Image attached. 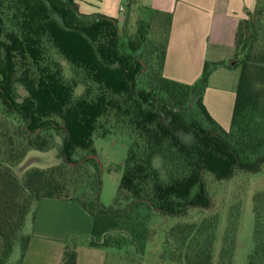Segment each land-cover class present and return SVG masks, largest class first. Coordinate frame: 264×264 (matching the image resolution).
Here are the masks:
<instances>
[{
    "label": "trees",
    "instance_id": "trees-1",
    "mask_svg": "<svg viewBox=\"0 0 264 264\" xmlns=\"http://www.w3.org/2000/svg\"><path fill=\"white\" fill-rule=\"evenodd\" d=\"M138 1L128 0V6ZM255 11L236 33L237 54L244 57L231 127L225 130L203 102L218 64L206 63L191 85L163 75L167 17L162 16L165 42L153 60L140 52L144 35L124 44L117 19L83 14L77 0H0V264H13L16 250V264H23L44 198L77 201L92 215L91 247H134L140 253L155 235L148 226L151 214L183 219L190 210L212 208L205 174L227 181L240 172L260 173L264 51L252 53L258 40ZM157 68L152 84L143 87ZM191 97L197 98L194 113ZM112 130L127 131L131 143L117 198L104 207L100 162L92 156L95 137ZM58 147L61 165L25 166L30 152ZM214 226L179 221L169 232L178 244L176 255H185L188 264H211L212 249L203 239ZM231 240H225L221 264H232ZM61 264H77L76 252L68 250Z\"/></svg>",
    "mask_w": 264,
    "mask_h": 264
},
{
    "label": "crops",
    "instance_id": "crops-1",
    "mask_svg": "<svg viewBox=\"0 0 264 264\" xmlns=\"http://www.w3.org/2000/svg\"><path fill=\"white\" fill-rule=\"evenodd\" d=\"M126 1V6L123 2ZM264 0H139L168 18L163 75L170 80L194 84L205 64L214 67L203 102L225 130L232 123L239 72L224 65L236 55V33L242 20ZM80 12L102 14L120 22L128 12V0H77ZM135 5V6H137ZM92 215L77 201L42 199L30 232L23 264H61L68 250L77 254V264H106L109 250L90 246Z\"/></svg>",
    "mask_w": 264,
    "mask_h": 264
},
{
    "label": "rangeland",
    "instance_id": "rangeland-1",
    "mask_svg": "<svg viewBox=\"0 0 264 264\" xmlns=\"http://www.w3.org/2000/svg\"><path fill=\"white\" fill-rule=\"evenodd\" d=\"M123 5L126 6V1ZM255 15L258 40L252 53L258 55L264 51V1L257 7ZM165 24L166 20L162 16L141 4L131 7L128 12H121L119 28L124 44H127L129 39L138 40L144 35L145 42L140 52L144 53L147 59L155 60L156 50L165 42ZM243 57L244 55L237 54L236 50V55L231 58L233 60L224 62V65H232L239 72L238 65ZM64 66L65 75L70 78L72 76L70 67L66 64ZM148 70L146 66V72ZM157 74L158 68L147 74L142 86H150ZM82 91L83 88H79L77 94H81ZM20 92L24 95L22 89ZM262 99L264 103V96ZM196 102L197 98L191 97L188 103V108L193 113ZM181 137L187 142L193 140L190 134H181ZM58 143L61 145L60 139ZM130 143L127 131L123 130H112L104 137L100 134L95 137L94 156L100 162L102 179L100 203L104 207L112 206L117 198ZM62 161L58 147L44 153L32 151L24 163L29 169H49L61 165ZM22 175L20 173V176ZM205 181L213 199L210 210L193 209L183 219L151 214L148 226L153 229L155 235L149 240L145 251L138 253L134 247L120 251L108 249L106 264H188L185 255L182 257L176 255L178 244L169 232L179 221L200 223L204 220L214 222L215 225L212 232L210 231L211 234L203 239L212 249L211 264H221V253L224 251L226 238L234 241L232 264H264V168L255 174L240 172L227 181H217L213 176L205 174ZM113 236L117 237L116 234ZM18 258L19 251L16 250L11 262L16 264L19 262Z\"/></svg>",
    "mask_w": 264,
    "mask_h": 264
},
{
    "label": "water",
    "instance_id": "water-1",
    "mask_svg": "<svg viewBox=\"0 0 264 264\" xmlns=\"http://www.w3.org/2000/svg\"><path fill=\"white\" fill-rule=\"evenodd\" d=\"M92 157H94V158H96V159H97V157H96V156H92Z\"/></svg>",
    "mask_w": 264,
    "mask_h": 264
}]
</instances>
